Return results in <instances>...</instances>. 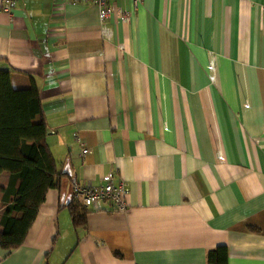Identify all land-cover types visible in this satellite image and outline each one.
<instances>
[{"label": "crops", "instance_id": "obj_1", "mask_svg": "<svg viewBox=\"0 0 264 264\" xmlns=\"http://www.w3.org/2000/svg\"><path fill=\"white\" fill-rule=\"evenodd\" d=\"M108 5L110 40L88 1L0 10V70L36 86L65 174L0 264H206L217 246L226 264H264V0ZM108 174L128 189L125 212L73 200ZM72 203L86 211L77 228Z\"/></svg>", "mask_w": 264, "mask_h": 264}, {"label": "trees", "instance_id": "obj_2", "mask_svg": "<svg viewBox=\"0 0 264 264\" xmlns=\"http://www.w3.org/2000/svg\"><path fill=\"white\" fill-rule=\"evenodd\" d=\"M10 71L0 70V174L8 180L0 188V247L12 251L21 246L44 201L48 189H59L65 177L46 143V121L38 90L15 89ZM72 226L85 223L86 211L68 207ZM227 249L217 246L206 252V264H226Z\"/></svg>", "mask_w": 264, "mask_h": 264}, {"label": "built area", "instance_id": "obj_3", "mask_svg": "<svg viewBox=\"0 0 264 264\" xmlns=\"http://www.w3.org/2000/svg\"><path fill=\"white\" fill-rule=\"evenodd\" d=\"M77 1H88L97 7V18L99 23L100 34L104 40L112 38V31L105 26V21L110 17L113 9L108 5V0H62L63 3H75ZM16 0H1L0 10L9 13L15 6ZM122 21L127 22L129 15L126 12L118 14ZM213 68V65H210ZM84 149L82 153H86ZM105 183L102 186H81L74 185L71 189L72 198L85 208L93 210H102L103 204L109 202L113 206V210L123 213L126 211L125 198L128 194V189L123 182L117 184L112 183V176L108 174L105 178Z\"/></svg>", "mask_w": 264, "mask_h": 264}]
</instances>
